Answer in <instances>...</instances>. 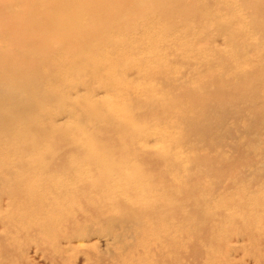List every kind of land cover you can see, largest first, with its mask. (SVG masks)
<instances>
[{
	"label": "bare ground",
	"instance_id": "bare-ground-1",
	"mask_svg": "<svg viewBox=\"0 0 264 264\" xmlns=\"http://www.w3.org/2000/svg\"><path fill=\"white\" fill-rule=\"evenodd\" d=\"M118 228L264 264V0H0V264Z\"/></svg>",
	"mask_w": 264,
	"mask_h": 264
},
{
	"label": "rangeland",
	"instance_id": "rangeland-1",
	"mask_svg": "<svg viewBox=\"0 0 264 264\" xmlns=\"http://www.w3.org/2000/svg\"><path fill=\"white\" fill-rule=\"evenodd\" d=\"M92 224H96L97 228L103 227L102 224H97L95 222H92ZM127 229L118 228L113 230L115 234H121V238L116 243H109L110 247L106 249L105 254H101L102 256L100 260H98V255L96 252L97 250L88 248V246L91 245L89 242L88 244L86 243L87 241L72 243L71 247L76 250V252L68 253V261H66L64 264H131V262H138L139 258L136 257L135 254H137L138 250L142 252L146 248H148L149 242L147 241V239L142 240V238H136V236L135 239L132 238L133 233H130V230L128 231ZM100 240L104 239L101 238ZM94 241L95 240H93V242ZM103 242L102 244L99 243L100 250L103 248ZM127 245H129L131 249L133 248V250H128L129 247L126 248ZM89 253L92 254L90 255L91 258H88ZM21 254L22 257L25 258V264H51L49 260L42 257L40 253L32 254L30 251L29 253L26 252V255L24 252H21ZM151 256L153 257V253L148 254V260H145L144 262H142V264H155L149 258ZM19 261V259L13 257L8 258L3 262L5 264H18Z\"/></svg>",
	"mask_w": 264,
	"mask_h": 264
}]
</instances>
